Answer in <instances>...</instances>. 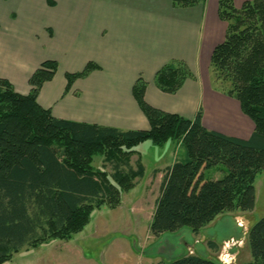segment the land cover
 I'll return each mask as SVG.
<instances>
[{"label": "trees", "instance_id": "1", "mask_svg": "<svg viewBox=\"0 0 264 264\" xmlns=\"http://www.w3.org/2000/svg\"><path fill=\"white\" fill-rule=\"evenodd\" d=\"M204 0H172L189 7ZM219 17L227 23L224 41L210 61L213 87L240 103L254 122L248 139L207 128L203 109L193 118L157 108L145 99L147 82L139 77L133 94L150 123L149 129L113 126L58 118L42 107L38 96L58 70L46 60L30 77L29 94H21L0 77V264L15 253L61 239L70 240L91 221L103 205L116 208L122 193L143 177L145 167L132 156L138 145L161 146L181 141L185 153L165 169L156 199L150 231L160 235L189 226L194 232L227 211H251L257 199L256 179L264 171V0H219ZM100 65L90 61L77 72H67L69 90L79 78ZM195 75L183 60H171L154 78L163 92L177 93ZM97 155L113 171L96 168ZM226 167L220 179H204L203 170ZM252 260L264 264V217L249 235ZM215 242L210 246L215 248ZM155 264H225L212 257L186 254Z\"/></svg>", "mask_w": 264, "mask_h": 264}, {"label": "crops", "instance_id": "2", "mask_svg": "<svg viewBox=\"0 0 264 264\" xmlns=\"http://www.w3.org/2000/svg\"><path fill=\"white\" fill-rule=\"evenodd\" d=\"M245 1L234 3L241 7ZM218 10L219 0L189 7H177L172 0H0V77L19 93L29 94L31 75L44 61L56 60L58 70L38 96L39 104L54 116L149 129L133 94L142 77L147 82L145 99L151 105L187 118L202 108L207 128L248 139L254 122L237 99L211 83V56L227 31ZM175 59L185 61L195 77L170 94L160 90L154 78ZM90 61L101 68L77 79L68 90L66 73L81 71ZM134 161L138 163V156L133 166ZM176 161L151 166L159 188L165 169ZM141 162L145 173L132 190L150 170Z\"/></svg>", "mask_w": 264, "mask_h": 264}, {"label": "rangeland", "instance_id": "3", "mask_svg": "<svg viewBox=\"0 0 264 264\" xmlns=\"http://www.w3.org/2000/svg\"><path fill=\"white\" fill-rule=\"evenodd\" d=\"M138 149V161L142 159L150 170L138 189L132 190L134 186L129 195H125L129 191L122 193L118 207L103 205L94 211L90 223L70 240L56 239L24 249L5 264H155L189 253L212 257L225 264L252 260L248 240L252 226L264 217V171L256 179L257 199L253 210L221 213L199 233L185 226L153 235L150 225L160 188L159 178L152 175V169L181 159L185 149L181 141L174 140L161 146L145 141ZM93 164L113 171L111 163L104 165L102 155H97ZM134 166L137 168L135 161ZM225 173L226 167L222 164L203 170L205 180L220 179ZM211 241L217 244L215 248L210 246Z\"/></svg>", "mask_w": 264, "mask_h": 264}]
</instances>
